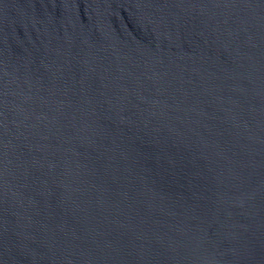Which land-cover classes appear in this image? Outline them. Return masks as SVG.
Returning a JSON list of instances; mask_svg holds the SVG:
<instances>
[{
    "label": "water",
    "instance_id": "95a60500",
    "mask_svg": "<svg viewBox=\"0 0 264 264\" xmlns=\"http://www.w3.org/2000/svg\"><path fill=\"white\" fill-rule=\"evenodd\" d=\"M0 264H264V0H0Z\"/></svg>",
    "mask_w": 264,
    "mask_h": 264
}]
</instances>
